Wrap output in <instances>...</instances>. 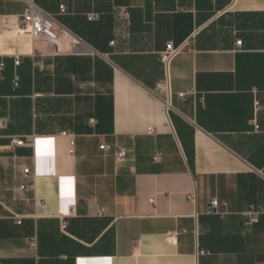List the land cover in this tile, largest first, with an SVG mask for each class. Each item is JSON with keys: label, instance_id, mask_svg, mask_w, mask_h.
I'll list each match as a JSON object with an SVG mask.
<instances>
[{"label": "crops", "instance_id": "obj_1", "mask_svg": "<svg viewBox=\"0 0 264 264\" xmlns=\"http://www.w3.org/2000/svg\"><path fill=\"white\" fill-rule=\"evenodd\" d=\"M33 2L49 35L0 0V264H264V0Z\"/></svg>", "mask_w": 264, "mask_h": 264}, {"label": "built area", "instance_id": "obj_2", "mask_svg": "<svg viewBox=\"0 0 264 264\" xmlns=\"http://www.w3.org/2000/svg\"><path fill=\"white\" fill-rule=\"evenodd\" d=\"M26 10L21 15L20 21H21V28L24 30H27L30 32V35L33 38H40L45 35H49L52 33L55 27V17L52 14H49L42 10L38 5H36L33 0H26ZM60 13H65V6L60 5ZM99 19V14L91 13L87 15V20L90 22L96 21ZM236 44L238 46L241 45V41H237ZM182 45L175 47L172 43H168L166 45L165 50L161 53L160 59L161 62L165 65L166 69L168 70V65L171 62V60L181 51ZM19 59H15V66L19 65ZM3 72H4V63L0 62V78H3ZM20 83V79L17 73H14V76L12 78V85L14 89L18 88ZM193 94V92H191ZM184 94H179V97H183ZM171 106V100L170 96L167 98L165 102V109L166 111L169 110ZM260 109L259 104L256 102L254 104V110L258 111ZM149 132L152 133V129H149ZM65 134V133H63ZM32 140L31 137H27L25 139H15L11 143L12 148L22 147L25 146L27 143H30ZM70 144H74V138H70ZM99 150L102 151L106 155H111L115 162H120L123 159H125L127 150L124 147H117L110 144H103L99 146ZM33 171L30 167H26L23 170V175L25 177H28L32 175ZM21 191H29L30 186L29 185H22L20 187ZM187 200L190 202H195V197L188 195ZM221 206V203L218 199L214 198L210 201L209 206L207 208V213L209 215H218L219 214V208ZM257 213H252L250 217L251 223L257 222ZM20 223L19 221L17 222ZM66 222L62 221L60 228L62 231L66 230Z\"/></svg>", "mask_w": 264, "mask_h": 264}, {"label": "rangeland", "instance_id": "obj_3", "mask_svg": "<svg viewBox=\"0 0 264 264\" xmlns=\"http://www.w3.org/2000/svg\"><path fill=\"white\" fill-rule=\"evenodd\" d=\"M28 35H30V32L28 31Z\"/></svg>", "mask_w": 264, "mask_h": 264}]
</instances>
